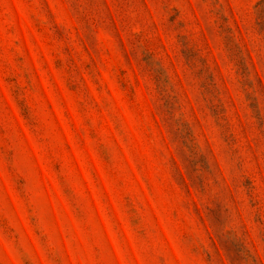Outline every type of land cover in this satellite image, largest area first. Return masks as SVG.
Masks as SVG:
<instances>
[{"label": "rangeland", "instance_id": "obj_1", "mask_svg": "<svg viewBox=\"0 0 264 264\" xmlns=\"http://www.w3.org/2000/svg\"><path fill=\"white\" fill-rule=\"evenodd\" d=\"M0 264H264V0H0Z\"/></svg>", "mask_w": 264, "mask_h": 264}]
</instances>
